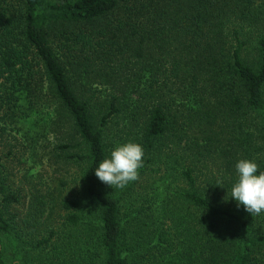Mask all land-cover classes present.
<instances>
[{
    "label": "trees",
    "instance_id": "16d2710c",
    "mask_svg": "<svg viewBox=\"0 0 264 264\" xmlns=\"http://www.w3.org/2000/svg\"><path fill=\"white\" fill-rule=\"evenodd\" d=\"M38 106L39 139L61 131L79 193L41 239L26 241L0 214V264H264V213L230 198L239 159L264 171V0H0V140L10 145L5 130L23 132ZM219 119L230 120L225 135ZM119 128L143 146L138 178L167 156L170 135L190 145L186 163L153 178L167 231L123 219L135 181L112 189L95 175ZM4 170L0 161L8 213L19 198Z\"/></svg>",
    "mask_w": 264,
    "mask_h": 264
},
{
    "label": "rangeland",
    "instance_id": "374dc122",
    "mask_svg": "<svg viewBox=\"0 0 264 264\" xmlns=\"http://www.w3.org/2000/svg\"><path fill=\"white\" fill-rule=\"evenodd\" d=\"M182 102H184L183 98L179 100L177 105ZM42 122V119L41 122L39 121L38 106L37 111L32 113L27 122L23 124V132L16 133L12 131V134H9V129L5 130L3 138H8L6 140L8 143L10 142V145L4 141L5 139L0 140V161L5 166L3 171L5 178L3 179L9 187L10 193L15 196L17 194L19 198L18 203L9 207L8 213H6V211L1 209L2 194L0 193V214L13 218L15 227L24 235L23 238L26 241H28L27 239H41L43 236L48 235L49 227L59 226L61 224L60 218L63 214L60 202L63 199L77 196L79 193L78 166L70 159L65 161L62 159L64 152L60 150L61 146H59V144L63 143L61 131L59 133L50 130L45 137L39 139V123ZM213 128L220 132V135H225L224 133L230 130V120L219 119L215 122ZM118 130L117 132L113 129L107 139L108 142L113 141V147L118 143L129 141L126 138L134 141L133 135L129 130L125 128H119ZM6 134L11 135V137L9 135L6 136ZM192 134L191 137L195 138V144L200 142V145H202L203 141L201 139L205 136L198 131L194 132V137ZM170 138L172 142L178 139L172 135H170ZM171 141H167L164 144V151L167 156L162 155L156 158V161L151 166L150 175L138 178L134 182L129 195H126L127 201H124L121 205L120 211L124 216V220L130 215L142 217L146 223H149L148 229H150V233L153 230H162V228L167 231L171 224L169 219L164 218V210L156 208V206H159L158 204L162 203L161 190L163 188H157L160 183H156L153 178L157 179L160 171L163 173L166 163L170 162L172 165L171 161L173 159L178 160L177 166H175L180 168V164L187 162L184 160L187 159L186 152L191 151L190 145L186 144L185 140L182 139L179 145L173 144ZM225 142L224 140L223 143ZM9 150L11 152H8ZM172 154H174L173 157L171 156ZM202 166H205V168L207 166L213 169L218 168L212 163H206V165ZM203 177L202 175L200 180ZM173 186L174 181L171 183L169 191L173 189ZM159 192L161 195H159ZM130 197L133 204L129 201ZM168 199L166 196L165 202ZM138 208L145 210H137ZM152 242L156 243L157 239H152ZM14 246L15 240L11 235L8 249L3 255V257H6L4 259L6 262L12 260L13 256H15L16 250H14Z\"/></svg>",
    "mask_w": 264,
    "mask_h": 264
},
{
    "label": "clouds",
    "instance_id": "9594fccd",
    "mask_svg": "<svg viewBox=\"0 0 264 264\" xmlns=\"http://www.w3.org/2000/svg\"><path fill=\"white\" fill-rule=\"evenodd\" d=\"M143 157L144 149L140 143H118L94 168L95 175L112 189H122L138 179ZM235 175L230 198L251 216L264 213V171H259L255 160L241 158L235 163Z\"/></svg>",
    "mask_w": 264,
    "mask_h": 264
}]
</instances>
